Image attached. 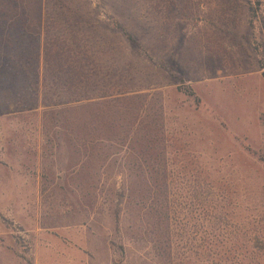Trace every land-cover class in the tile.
Instances as JSON below:
<instances>
[{"label": "rangeland", "instance_id": "1", "mask_svg": "<svg viewBox=\"0 0 264 264\" xmlns=\"http://www.w3.org/2000/svg\"><path fill=\"white\" fill-rule=\"evenodd\" d=\"M263 19L264 0H0L29 99L5 53L0 264H264ZM63 41L90 94L143 105L92 157L42 127L76 101L43 65Z\"/></svg>", "mask_w": 264, "mask_h": 264}, {"label": "trees", "instance_id": "2", "mask_svg": "<svg viewBox=\"0 0 264 264\" xmlns=\"http://www.w3.org/2000/svg\"><path fill=\"white\" fill-rule=\"evenodd\" d=\"M250 11L254 14L253 8ZM262 23L264 25V19ZM18 44L20 41L17 39L15 46H19ZM1 47L0 58L3 59L5 53L7 54L5 83L11 87L10 89L13 88L12 93L18 96L14 100L16 105L25 107L29 99L20 97V91L24 89L26 83L22 81L24 76L21 73L24 69L21 61L25 55L23 53L19 55L17 48L13 51V46L6 40ZM82 55L76 51L72 53L64 41L63 47L58 45L57 48L50 46L44 49V68L50 70L55 77L63 79L66 95L75 94L76 96L71 97L76 101L68 102L61 108L44 110L41 118L43 129H47L48 121H53L54 129L58 128L63 132L65 141L73 151L92 157L93 151L104 142H108L111 134L113 135L117 129L127 135L134 134L133 132L138 134L141 131L139 128L132 129V126L142 118L143 105L138 101V94L108 96L101 90L90 94L88 91L98 86H91L92 81L86 79L89 75L85 71L86 68L84 69ZM35 56L33 62L37 65L40 62V52L37 51Z\"/></svg>", "mask_w": 264, "mask_h": 264}]
</instances>
